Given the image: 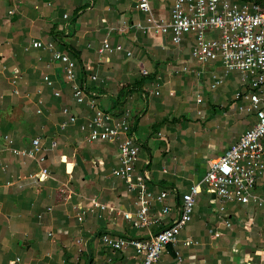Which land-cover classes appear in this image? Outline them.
<instances>
[{"label": "crops", "instance_id": "crops-1", "mask_svg": "<svg viewBox=\"0 0 264 264\" xmlns=\"http://www.w3.org/2000/svg\"><path fill=\"white\" fill-rule=\"evenodd\" d=\"M173 4L151 0L152 24L138 0H0V264H138L134 247L115 250L103 234L144 238L172 225L183 194L256 124V113L246 109L250 100L237 97L250 90L246 76L226 74L219 59H195L194 34L175 43L171 30L159 29ZM37 40L53 48L33 47ZM105 42L114 50L100 52ZM54 50L77 60L84 102L75 100ZM214 74L224 78L215 88ZM90 99L116 118L130 111L141 147L136 173H146L154 194L167 192L151 206L145 227L122 214L137 211L138 194L114 174L120 141H89L81 129L95 113ZM6 134L19 149L41 137L49 173H39L36 159L14 154ZM254 192L264 197V174ZM93 199L115 212L92 206ZM160 264H264V208L222 202L203 187L191 221Z\"/></svg>", "mask_w": 264, "mask_h": 264}, {"label": "built area", "instance_id": "built-area-1", "mask_svg": "<svg viewBox=\"0 0 264 264\" xmlns=\"http://www.w3.org/2000/svg\"><path fill=\"white\" fill-rule=\"evenodd\" d=\"M138 8L149 14L150 23H156L151 0H138ZM159 27L162 32L171 30L175 43H180L186 34H194L196 45L192 55L195 59L199 62L219 59L226 74L239 71L246 76V79H249L250 90L247 93L238 92L237 97L250 100L251 104L246 109L256 113L257 122L242 133L223 155L211 162L200 183L193 185L183 194L181 213L172 225L144 238H115L108 233L103 234V241L115 250L134 247L140 257L138 264H160L161 255L167 246L178 243L181 229L193 217L196 197L203 187L217 194L222 202L238 201L245 204L253 202L264 208V197L254 192L258 178L264 174V8L255 1L174 0L169 22L160 24ZM33 47L52 49L53 43L45 44L37 40L33 42ZM117 49H121V46ZM113 50L110 43L105 42L100 52ZM53 57L64 64L65 77L72 83L75 100L78 103L84 102L86 90L76 82L77 60L55 50ZM213 79V88L224 81L223 76L217 74L213 75ZM45 81L49 85L53 84L49 75H45ZM55 94L59 96L60 91H56ZM197 99L198 102L203 100L201 95H198ZM89 102L95 108V113L87 123L81 125V129L87 132L89 141H120V166L114 170V174L125 179L129 189L138 194L137 211L135 213L122 211V214L135 227H145L151 223L149 214L151 206L154 202L163 203L167 192L154 194L147 187L146 173H136L141 147L132 132L130 111L126 110L116 118L110 111L97 107L95 99H90ZM64 112L69 113V109L64 108ZM70 120L74 122L76 116L71 115ZM3 140L14 154L36 159L41 175L49 173V169L43 166L46 155L42 152L44 145L41 137L34 138L31 147L27 149L15 147L14 139L7 134ZM56 144L57 141H53L52 145ZM29 176L34 179L37 175ZM92 204L102 210L108 209L110 212L116 210L107 204L99 203L97 199H93ZM169 211V207H164V213ZM223 212L224 206L220 209V213ZM228 224L230 225L229 222ZM192 243L191 240L185 242L186 245ZM177 254L178 260L181 261L179 252Z\"/></svg>", "mask_w": 264, "mask_h": 264}, {"label": "trees", "instance_id": "trees-1", "mask_svg": "<svg viewBox=\"0 0 264 264\" xmlns=\"http://www.w3.org/2000/svg\"><path fill=\"white\" fill-rule=\"evenodd\" d=\"M240 2H250V1H255L259 3L263 8H264V0H238Z\"/></svg>", "mask_w": 264, "mask_h": 264}]
</instances>
